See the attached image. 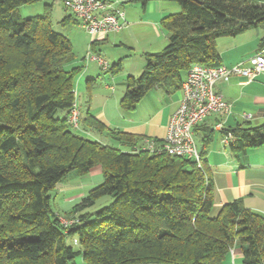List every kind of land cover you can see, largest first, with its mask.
<instances>
[{
  "label": "trees",
  "instance_id": "obj_1",
  "mask_svg": "<svg viewBox=\"0 0 264 264\" xmlns=\"http://www.w3.org/2000/svg\"><path fill=\"white\" fill-rule=\"evenodd\" d=\"M40 1L43 15H20L21 6ZM54 1L0 0V264H77L79 255L86 264H223L236 245L244 264H264L263 213L239 198L212 214L215 184L206 158L214 129L194 128L204 158L199 167L165 151L138 150L140 136L109 129L89 113L80 115L79 128L70 123L82 68L67 67L75 52L53 27ZM171 1L181 11L162 22L169 42L147 56L140 76L127 78L125 110L157 85L168 93L181 89L183 73L195 64L222 65L219 38L264 27V0ZM73 17L61 23H79ZM82 122L120 146L83 134ZM228 132L236 155L264 146V123L246 120L222 129ZM98 166L102 182L66 214L54 208L52 193L71 171L86 176ZM107 196L108 205L89 210Z\"/></svg>",
  "mask_w": 264,
  "mask_h": 264
},
{
  "label": "crops",
  "instance_id": "obj_2",
  "mask_svg": "<svg viewBox=\"0 0 264 264\" xmlns=\"http://www.w3.org/2000/svg\"><path fill=\"white\" fill-rule=\"evenodd\" d=\"M106 1L125 11L127 25L100 38L87 31L89 37L82 46L83 52L75 53V59L67 65L68 68H82L75 86L81 118L89 113L109 129L140 136V144L145 138L162 141L169 120L179 107L182 88L168 93L163 85H157L133 110L123 109L120 101L127 89V78L140 76L147 65V56L161 52L167 46L169 38L162 22L167 16L179 13L181 6L171 0ZM263 38L264 27L252 28L236 37L219 38L217 47L222 64L231 67L254 55L259 51ZM89 48L108 59L115 66L113 71L102 70L96 61H85ZM186 75L187 72L183 73V81ZM217 90L230 103V111L215 114L199 125L215 130L206 158L215 184L213 212L216 214L223 205L243 198L247 207L264 214V146L248 148L236 155L224 143L222 133L223 128L246 125L244 113L251 114L248 122L253 126L264 123V72L250 83L232 77L229 82L218 83ZM80 130L104 144L120 146L107 131L98 132L83 122ZM196 136L200 140V135L196 133ZM198 148L201 150L200 146ZM92 172L100 173L101 167L94 168ZM243 260L242 249L236 245L223 264H244Z\"/></svg>",
  "mask_w": 264,
  "mask_h": 264
},
{
  "label": "built area",
  "instance_id": "obj_3",
  "mask_svg": "<svg viewBox=\"0 0 264 264\" xmlns=\"http://www.w3.org/2000/svg\"><path fill=\"white\" fill-rule=\"evenodd\" d=\"M64 8L74 15L79 23L94 37H105L111 32H117L127 25L125 11L106 0H59ZM87 60L96 61L104 71H109L111 63L102 55L90 49ZM264 72V48L245 60L229 67L226 65L205 66L193 65L182 83V97L179 107L169 120L167 133L158 143L155 139L145 138L138 150L151 152L165 151L170 155L193 159L202 167L203 156L196 143L194 128L204 123L209 117L230 111V103L217 90L220 82H229L232 77H238L245 83H250ZM81 111L77 103L74 104L69 121L80 127ZM245 120L251 114L244 113ZM234 139L231 132L224 135L223 141L227 145ZM63 218L66 224L72 223Z\"/></svg>",
  "mask_w": 264,
  "mask_h": 264
},
{
  "label": "rangeland",
  "instance_id": "obj_4",
  "mask_svg": "<svg viewBox=\"0 0 264 264\" xmlns=\"http://www.w3.org/2000/svg\"><path fill=\"white\" fill-rule=\"evenodd\" d=\"M45 4L46 3L44 1H40L33 4L21 6L19 9V13L24 18H27L29 16L43 15L45 13ZM68 13L69 12L64 8L61 1H54L52 10L53 27L57 32L65 34L71 39L74 52L78 54L79 52H83L82 46L87 41V37H89V34L81 24L69 23L63 25L61 21ZM89 50L90 48L88 49V51ZM88 51L85 53V56H87ZM85 56L84 60L87 61V58ZM63 113V111L58 112V116L62 117ZM217 138H219V135H217ZM196 141L198 146L201 147V141L197 136ZM102 180L103 174L101 172H92L88 176H78L74 170L71 171L67 175V177L56 186V189L52 193V195L54 196V208L59 209L62 214H66L65 212L71 209V207L75 203H77L84 194H87L91 188L102 182ZM110 202L111 198L108 196L101 198L93 207L89 208V210L97 211L103 206L108 205ZM212 214L217 215L218 213L214 214V212H212ZM65 218L71 219L70 217L68 218V216H66ZM76 263L86 264L81 255L76 257Z\"/></svg>",
  "mask_w": 264,
  "mask_h": 264
}]
</instances>
